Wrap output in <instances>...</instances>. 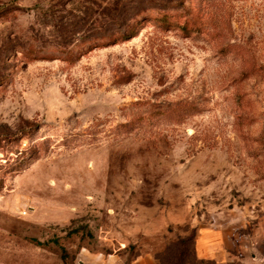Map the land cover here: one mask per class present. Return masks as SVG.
Segmentation results:
<instances>
[{
    "label": "rangeland",
    "instance_id": "obj_1",
    "mask_svg": "<svg viewBox=\"0 0 264 264\" xmlns=\"http://www.w3.org/2000/svg\"><path fill=\"white\" fill-rule=\"evenodd\" d=\"M113 1L0 0V264H264V0Z\"/></svg>",
    "mask_w": 264,
    "mask_h": 264
},
{
    "label": "trees",
    "instance_id": "obj_2",
    "mask_svg": "<svg viewBox=\"0 0 264 264\" xmlns=\"http://www.w3.org/2000/svg\"><path fill=\"white\" fill-rule=\"evenodd\" d=\"M171 1L172 0H161L162 4L153 6L152 4H148L149 2L146 0H114L112 5L99 7L100 11L98 16L100 17V30L88 27L85 31H81L82 26L75 24L71 28L69 27L68 37L70 39L73 37L80 40V45H86V51L88 52L99 47L105 48L116 45L120 41H129L137 36L141 25L145 21L144 19L138 20L139 15L149 9L165 11L166 8H164V4L166 3L167 5ZM83 2L85 4H91V6L94 4L89 2V0H83ZM83 14L84 18H81V20L88 22L89 20L91 21L94 12L91 7H87ZM163 19L166 23L161 28L166 31L175 28H182V31H184L190 27V22L188 20L181 24L176 23L174 17H171L169 21L166 20V17H163Z\"/></svg>",
    "mask_w": 264,
    "mask_h": 264
},
{
    "label": "crops",
    "instance_id": "obj_3",
    "mask_svg": "<svg viewBox=\"0 0 264 264\" xmlns=\"http://www.w3.org/2000/svg\"><path fill=\"white\" fill-rule=\"evenodd\" d=\"M83 264H155V260L149 254L135 255L128 259L127 255L110 254L104 256L87 253Z\"/></svg>",
    "mask_w": 264,
    "mask_h": 264
},
{
    "label": "built area",
    "instance_id": "obj_4",
    "mask_svg": "<svg viewBox=\"0 0 264 264\" xmlns=\"http://www.w3.org/2000/svg\"><path fill=\"white\" fill-rule=\"evenodd\" d=\"M23 214H25V213L23 212Z\"/></svg>",
    "mask_w": 264,
    "mask_h": 264
}]
</instances>
